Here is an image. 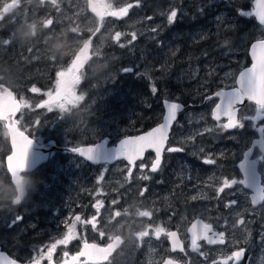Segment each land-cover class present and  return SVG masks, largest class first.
Returning <instances> with one entry per match:
<instances>
[{"label": "rangeland", "instance_id": "374dc122", "mask_svg": "<svg viewBox=\"0 0 264 264\" xmlns=\"http://www.w3.org/2000/svg\"><path fill=\"white\" fill-rule=\"evenodd\" d=\"M252 1L98 0L104 13L99 20L89 11V0H0V28L8 38L6 48L0 45L1 77L21 99L22 114L16 121L39 139H56L64 145L93 143L105 136L114 142L140 132L151 126L153 116L160 115L156 105L161 106L163 99H182L186 89L188 98L203 80L213 77L231 81L249 65L247 51L252 41L246 34L236 43L218 42L210 51L203 47L197 53L194 46L209 36L218 38L221 31L239 22L249 23L256 39H264V25L256 22L254 14H242L254 11ZM129 4L133 6L122 15ZM173 10L177 15L169 24ZM117 32L121 33L119 41ZM90 35L92 57L76 70V52ZM125 68L133 71L124 72ZM57 77L58 95L48 97L49 92L55 95ZM46 103L53 104L51 111ZM8 148L6 139L5 144L1 139L0 151ZM64 156L62 178L45 184L40 192L46 195V203L33 202L29 207L30 196L28 202L14 206L10 185L0 190V241L18 259H38L43 254L48 261L51 245L72 229L73 238L57 244L50 261L71 264L82 242H107L125 233L134 237L144 226L154 227L162 220L157 217L165 207L155 197L152 174L138 168L143 162L131 168L125 161L92 165L71 154ZM144 175L150 177L145 186ZM249 210L231 212L248 215ZM146 211L151 217L141 215ZM188 212L192 217L202 216L210 214V208L193 204ZM16 216L21 219L13 224ZM59 218L65 221L60 235L44 237L40 230H32L39 220L45 223L42 230L52 228L49 223L57 227ZM257 227L264 228V206L248 218L242 230L234 227L236 241L247 239Z\"/></svg>", "mask_w": 264, "mask_h": 264}, {"label": "flooded vegetation", "instance_id": "af4514ba", "mask_svg": "<svg viewBox=\"0 0 264 264\" xmlns=\"http://www.w3.org/2000/svg\"><path fill=\"white\" fill-rule=\"evenodd\" d=\"M103 14L102 11L100 19L103 18ZM184 24L187 25V17ZM88 37H92L93 41L92 35ZM5 41H8V38L5 37L4 29L0 28V45H4L6 48L7 44ZM0 53H2L1 50ZM230 61H227L226 64ZM236 76L231 81H224L219 77L203 80L202 84L195 88L192 95L188 98L186 89L182 99L174 100L182 102L185 109L178 115L171 126L160 167L156 172L150 171L152 162L155 159V155L151 151H147L144 157L135 163L136 166L140 162H143L142 164L148 162V165L143 170H141L140 165H138V168L141 172L145 173L148 171L153 176L155 197L165 207L163 215L157 217L162 220L157 221V225L154 227L150 225L144 226L141 232L134 234V237L131 233H125L121 235L115 234L107 242L85 241L94 242L99 246H107L116 242L117 238L120 239L118 246L116 245L117 247L113 248L112 253L100 264H167L169 260L179 264H213L214 261L216 264H223L227 257L241 248L245 251L239 264H264V239H262L264 228L257 227L247 239L243 238L237 242L236 237L238 234L235 233L236 229L232 226V221L238 217L231 212L234 208H250L248 215H242L246 224L248 218L264 206V201L253 205L252 190L243 188L239 184L233 185L231 188H224V191L219 193V196L217 195V190L223 186V180L226 178L229 180L243 179L250 187H255L264 182V149L261 146V143L264 142V132L258 128L264 125V121L245 119V117L255 116L257 108L255 102H246L237 108L236 117L244 124L243 128L223 129L220 125L227 123V118L222 116L217 121L212 117V111L219 102V98L213 96V93L217 90L235 87ZM0 85L9 87L14 92L15 97L21 102L14 88L1 77V69ZM210 96L212 99H207ZM156 106L160 108V115L156 116V118L153 116L151 126H145L140 132L161 122L164 113L163 105ZM21 114L22 111L20 109L15 121ZM16 123L20 130L25 131L39 144H48L50 139H39L27 129H23L17 121ZM0 124L2 126V129H0V145L1 139H3L4 144L6 139L9 146L6 152L5 150L0 151V158H2V164L0 165V190L8 189L10 185L13 189L11 194L12 201L16 191L6 164V156L10 152L9 136L5 128V122L0 120ZM54 140L57 143L56 139ZM169 147H176L182 150L168 152L167 149ZM62 160L59 152L53 150L49 152L45 162L29 172L22 173L26 177L27 194L20 205L28 202L30 196V204H33V202H47L46 195L40 192L45 189V184H49L53 179L62 178L63 167H60L61 164L63 165ZM206 160H213L214 163H206ZM67 172H70V170ZM146 184L147 181L142 180V185L145 186ZM32 190L36 191L37 194H32ZM198 191L201 192L199 196H194V193ZM233 199L237 201V204L232 207H226L225 205ZM76 201L72 200L70 203H76ZM193 204H201L205 209L210 208V214L192 217L191 212H188L187 215L188 208ZM173 206L175 210L172 208ZM196 218H200L204 223L211 224L213 231L224 232L225 242L223 244H209L206 240L201 239L197 241L198 249L194 251L188 228ZM58 221L60 223H58L57 227L54 226V223H49L52 228L46 229L44 227L42 230V225H45V223L39 220L37 221L38 224L32 227V230H40L41 235L44 237L60 235L65 221L61 222L60 218ZM157 227L164 229V233L159 238L155 235ZM243 227L244 225L238 226L239 230H242ZM31 231H26L24 234H30ZM145 231H148V236L141 239L140 236ZM170 232L176 233V240L179 242L175 250L167 235ZM149 241L150 243L148 244ZM3 246L0 241L1 249L18 259L12 254L10 249H6ZM181 247L183 251H181ZM34 260H38L41 264H52L44 257ZM80 261L82 262L83 258L80 257ZM228 264H233V261L229 260Z\"/></svg>", "mask_w": 264, "mask_h": 264}, {"label": "snow or ice", "instance_id": "6c2138e0", "mask_svg": "<svg viewBox=\"0 0 264 264\" xmlns=\"http://www.w3.org/2000/svg\"><path fill=\"white\" fill-rule=\"evenodd\" d=\"M133 5L129 4L124 7L121 12L122 15H126L128 9ZM244 15H253L255 14L260 23L264 24V0H256V8L252 13H242ZM118 15V16H122ZM176 11L173 10L171 15L168 16V23L171 24L176 18ZM155 31V29H153ZM121 33L117 32L115 34V39L117 41L120 40ZM136 39V34H132V41ZM6 43V42H5ZM131 43V41H129ZM124 45H121L123 47ZM251 55L253 59L252 66L240 72L239 77L236 81L235 87H232L230 90H220L215 93V96L219 98V103L215 105V109L212 111V117L219 121L221 117L227 118V123L220 125L223 129H231V128H243L244 124L241 123L240 120L236 117L237 108L236 106L240 104L245 98L249 101H254L257 108L256 114L253 117H245V119H250L252 121H264V41H259L256 44L252 45ZM133 71L132 68H125L124 72ZM65 83H67V78L65 79ZM61 88V84L59 82V77L56 80V91L55 95L51 92L47 93L48 97H55L58 95L57 89ZM33 91H37L35 88ZM152 92L155 94L156 88L153 86ZM83 99V97H80ZM207 99H212V97H208ZM44 106L48 107V110L51 111L53 104L46 103ZM40 107V105H38ZM166 107V115L164 116L163 123L159 124L156 128L147 132L144 135L137 136L134 138H126L123 139L119 146V157L121 159H126L129 165H134L137 159H141L146 150H153L155 152V160L151 165V172H156L161 165L162 152L165 148V144L168 140V130L172 124V122L176 119L177 112L181 110L182 106L175 102L165 101ZM14 112V111H13ZM9 112L8 114H10ZM37 123H39L37 121ZM255 126V125H253ZM262 132H264V125L258 127ZM32 143L31 139L24 135L22 132H17L15 129L12 133V144H13V154L8 157V170L11 175H14L16 172L22 171L25 167V159L26 154L28 152L29 146ZM262 149H264V142L261 143ZM182 149L176 147H169L167 149L168 152H177ZM72 151L80 154L83 157H87L89 160L93 158L92 154L94 152V146L89 147H73ZM206 163H214L213 160H206ZM141 170L144 169L145 165H140ZM129 175H131V168H129ZM102 179V177H101ZM144 180L150 179L148 175L143 176ZM242 185L243 188L250 189L253 192L252 203L253 205L264 201V182L256 185L255 187H250L247 182L243 179H224L223 186L217 190V195L224 191V188H231L233 185ZM147 189H144L146 191ZM143 195V191L141 192ZM237 204L235 199L229 201L225 206L232 207ZM143 217H151V212L146 211L141 213ZM236 217H238L234 223L233 227H238L245 225V220L240 212L236 213ZM21 217L16 216L12 223H16L19 221ZM79 219V217H77ZM95 219V218H93ZM74 227V225H73ZM192 233V248L193 250L198 249V240H206L209 244H223L225 242V233L224 232H215L213 231V227L211 224L204 223L203 221H197L192 225L189 229ZM164 233V229L157 227L155 229V235L157 238ZM101 236L104 235L103 232L100 233ZM170 239L173 241V249L179 245V242L176 240V233L170 232L167 233ZM148 236V231H145L141 234L140 238H144ZM73 238L72 229L69 230V234L65 236L63 240H57L56 243L52 244L48 253L47 259L49 261L52 260V251L56 248L57 244H66L68 240ZM262 239H264V234H262ZM181 251L183 248L181 247ZM244 249L241 248L238 251H234L231 256L227 257L223 264H228L229 260L233 261V264H239L240 260L243 258ZM100 253L102 255H106V251L97 248L95 244L89 245L87 243L84 244L83 250L78 253L76 256L71 257V264H100V256L97 255ZM65 256H68V253H64ZM203 255V253H202ZM2 257V254H0ZM80 257H84V261H80ZM43 258V254L41 255ZM0 264H16L15 260L11 259H0ZM36 264H39L37 261ZM167 264H172V261L169 260ZM213 264H216L214 261Z\"/></svg>", "mask_w": 264, "mask_h": 264}, {"label": "water", "instance_id": "95a60500", "mask_svg": "<svg viewBox=\"0 0 264 264\" xmlns=\"http://www.w3.org/2000/svg\"><path fill=\"white\" fill-rule=\"evenodd\" d=\"M42 1L51 2L53 0H42ZM252 4H253V8L255 9L256 8V0H253ZM88 8H89V11L98 19H100L102 17V10H101V6H100L98 1H91L90 0ZM254 17H255V20L258 24L264 25V24L260 23L258 17L255 14H254ZM259 41H264V39H255L249 44L247 54H248L250 63H249V65L243 67L238 72V74L236 76V81H237L241 71H243L247 68H250L252 66V63H253V59H252V55H251L252 45L258 43ZM91 53H92V37H88L81 44V46L78 48V50L76 52L75 63H74V67L76 70H79L80 68H82L84 65H86L89 62V60L91 58ZM224 90L228 91L230 89H224ZM218 91H220V90L215 91L213 93V96H215V93ZM165 101L175 102V103H178L182 106L181 110L177 112V116H176V119H177L178 115L180 113H182L185 109L184 104L180 101L164 99L162 101L164 113H163V117H162V120L160 123L153 125L152 127H150L149 129H147L143 132L120 137L114 142H111L110 137L105 136V137H102L100 140H97L93 143H85V144H78V145L58 144L55 142L54 139H50L48 141V144H39L33 137H31L25 131L20 130L17 127V123L15 122V118L18 115V113L20 112L21 102L18 98L15 97L14 92L9 87L0 85V120L5 122V128L7 129L8 136H9V143H10V152L6 156L7 169H8V157L11 156L13 154V151H14L13 144H12V133H13L14 129L17 132H22L24 135L28 136L32 141V143L29 146L28 152L26 154L24 169L22 171L16 172L14 175H11L10 171L8 170L9 174L11 176L12 183L15 187V191H16L15 197L12 200V205H14V206L20 205L22 200L25 198V196L27 194L26 177L24 175H22V173L23 172H29V171L33 170L34 168H36L41 163L45 162L47 160L49 152H51L53 150L58 151L61 154H71V155L80 157L81 159H83L84 161H86L87 163L92 164V165H98V164H103V163L113 164L117 161H125L128 164V161L126 159H121L119 157V146H120L121 141L123 139H126V138H134L137 136L144 135L147 132L151 131L152 129L156 128L159 124L163 123L164 116L166 115V111H167L166 107H165ZM246 102H254V101H249L245 98L240 104H238L236 106V108H238L241 104H244ZM9 112H11V113L8 114ZM174 121L172 122L171 126L173 125ZM171 126L168 130V137H169V133L171 130ZM89 146H94V152L92 154L93 158L91 160H89L87 157H83L80 154L72 151L73 147H89ZM147 151H151L155 155V152L153 150H146L145 153ZM145 153H144V155H145ZM144 155H143V157H144ZM162 155H163V152H162ZM141 159H137L136 162L141 160ZM161 162H162V158H161ZM134 166H135V164L130 165L131 168H133ZM17 201H20V203L17 204ZM197 221H202V220L200 218L194 219L188 228V234L190 236L191 241H192V233L189 231V229ZM169 240H170L171 245L173 246L172 239L169 238ZM115 241L116 242L113 241L114 243H111L107 246H99L98 244H96L94 242H83L81 245L80 251L78 253H80L83 250L85 243H87L89 245L95 244L97 246V248L106 251V255H102V256L100 253H97V255L101 257L100 258V262H101V261L105 260L109 256V254L112 253V251L114 250L113 248L116 245L118 246L120 239L117 238ZM0 254H2V257H0V259L15 260L16 264H36V262L38 261V260H34V259L29 260V261H20L16 258L10 256L6 251L2 250L1 247H0ZM81 258H83V261H84L85 258L84 257H81ZM171 261H172V264H179L178 262H175L173 260H171ZM39 264H41V263L39 262Z\"/></svg>", "mask_w": 264, "mask_h": 264}, {"label": "trees", "instance_id": "16d2710c", "mask_svg": "<svg viewBox=\"0 0 264 264\" xmlns=\"http://www.w3.org/2000/svg\"><path fill=\"white\" fill-rule=\"evenodd\" d=\"M246 24L247 23H244L243 25H241V23L239 22L235 27L221 31L218 38L209 36L204 40L203 43H200L194 46V49L197 51V53H199L203 47H205L208 51H210L211 48L214 45H216L218 42L236 43L240 41L243 38V36H245V34H246L245 37L248 40L253 41L254 39H256L255 37L256 31L248 27L249 23L247 25ZM210 54L214 55L215 53L210 52ZM61 155L63 159L62 162L64 165V161L66 160V157L64 155H67V154H61ZM31 206L32 205L29 203V207Z\"/></svg>", "mask_w": 264, "mask_h": 264}, {"label": "clouds", "instance_id": "9594fccd", "mask_svg": "<svg viewBox=\"0 0 264 264\" xmlns=\"http://www.w3.org/2000/svg\"><path fill=\"white\" fill-rule=\"evenodd\" d=\"M20 203V201H17V204H19Z\"/></svg>", "mask_w": 264, "mask_h": 264}]
</instances>
